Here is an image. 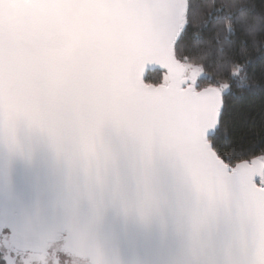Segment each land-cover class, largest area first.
<instances>
[{
  "label": "snow or ice",
  "instance_id": "6c2138e0",
  "mask_svg": "<svg viewBox=\"0 0 264 264\" xmlns=\"http://www.w3.org/2000/svg\"><path fill=\"white\" fill-rule=\"evenodd\" d=\"M249 17H264V0L238 10L227 0L0 4V132L40 128L78 181L65 223L0 220V264H105L76 216L80 196L119 178L121 153L106 129L134 162L144 211L154 203V159L179 179L191 240L182 264H264V49L240 39ZM224 20L231 25L210 54L218 77L177 56L181 44L219 39ZM257 107L259 121L248 115Z\"/></svg>",
  "mask_w": 264,
  "mask_h": 264
},
{
  "label": "water",
  "instance_id": "95a60500",
  "mask_svg": "<svg viewBox=\"0 0 264 264\" xmlns=\"http://www.w3.org/2000/svg\"><path fill=\"white\" fill-rule=\"evenodd\" d=\"M104 139L121 153L119 178L91 197L78 198L80 227L87 229L105 264H182L191 240L180 220L184 191L179 179L165 162L154 159V203L144 211L134 162L122 154L119 133L106 129ZM77 184L65 154L46 132L27 122L16 127L12 139L0 132V220L31 215L48 225L65 223V208Z\"/></svg>",
  "mask_w": 264,
  "mask_h": 264
},
{
  "label": "trees",
  "instance_id": "16d2710c",
  "mask_svg": "<svg viewBox=\"0 0 264 264\" xmlns=\"http://www.w3.org/2000/svg\"><path fill=\"white\" fill-rule=\"evenodd\" d=\"M227 2L231 5L232 10H238L240 6L256 3L260 4V0H227ZM259 11V8H257ZM249 22L251 27L246 29L245 33L241 34V40H247L250 45H254L257 50L264 49V17L260 18L257 21L254 17H249ZM231 25V21L224 20L221 22L218 30L219 39H217V34H209L204 38V42L197 49H191L189 47L181 44L177 49V56L181 59L185 55L189 57V61L185 63H191L193 65H203V72L206 76L218 77L219 69L213 62L212 53L215 52V49L219 46L220 43H223L227 26ZM189 72H199L201 69L197 68H189ZM251 103H255L257 106L259 105V98L257 97L255 101H247L244 105L241 106L240 111L242 113H247L248 105ZM249 118H254L259 121L258 115V107L252 112L248 113ZM239 123V121H238ZM256 145L259 146V138L257 137Z\"/></svg>",
  "mask_w": 264,
  "mask_h": 264
}]
</instances>
